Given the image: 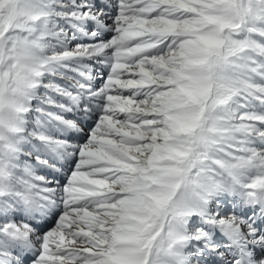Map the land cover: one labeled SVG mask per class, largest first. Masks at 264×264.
I'll use <instances>...</instances> for the list:
<instances>
[{"label": "snow or ice", "instance_id": "snow-or-ice-1", "mask_svg": "<svg viewBox=\"0 0 264 264\" xmlns=\"http://www.w3.org/2000/svg\"><path fill=\"white\" fill-rule=\"evenodd\" d=\"M0 264H264V0H0Z\"/></svg>", "mask_w": 264, "mask_h": 264}, {"label": "bare ground", "instance_id": "bare-ground-1", "mask_svg": "<svg viewBox=\"0 0 264 264\" xmlns=\"http://www.w3.org/2000/svg\"><path fill=\"white\" fill-rule=\"evenodd\" d=\"M49 178H51V177H49ZM56 178H57V179H60V177H59V176H57Z\"/></svg>", "mask_w": 264, "mask_h": 264}, {"label": "rangeland", "instance_id": "rangeland-1", "mask_svg": "<svg viewBox=\"0 0 264 264\" xmlns=\"http://www.w3.org/2000/svg\"><path fill=\"white\" fill-rule=\"evenodd\" d=\"M69 118H71V117H69Z\"/></svg>", "mask_w": 264, "mask_h": 264}]
</instances>
